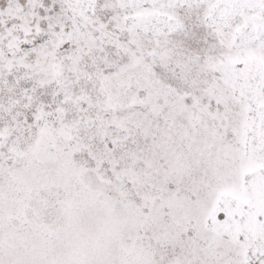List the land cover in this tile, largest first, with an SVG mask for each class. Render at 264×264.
<instances>
[{
	"label": "snow or ice",
	"instance_id": "snow-or-ice-1",
	"mask_svg": "<svg viewBox=\"0 0 264 264\" xmlns=\"http://www.w3.org/2000/svg\"><path fill=\"white\" fill-rule=\"evenodd\" d=\"M0 264H264V0H0Z\"/></svg>",
	"mask_w": 264,
	"mask_h": 264
}]
</instances>
